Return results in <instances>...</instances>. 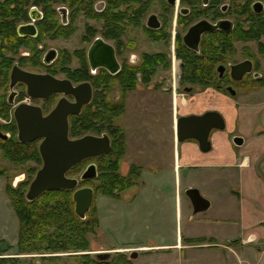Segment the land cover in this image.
Returning <instances> with one entry per match:
<instances>
[{
	"label": "flooded vegetation",
	"instance_id": "obj_1",
	"mask_svg": "<svg viewBox=\"0 0 264 264\" xmlns=\"http://www.w3.org/2000/svg\"><path fill=\"white\" fill-rule=\"evenodd\" d=\"M67 84L90 88L89 101L67 116L68 137L105 135L109 140L105 154L82 160L66 173L77 180L74 189L92 190L88 211L93 209L98 218L99 195L110 201V211L113 202L132 188L136 194L151 188L158 199V185L150 186L135 161L141 157L138 146L129 158V131H153L149 141L155 145L156 129L166 126L164 119L172 128L171 115L179 108L177 95L187 97L184 105L202 94L206 101H231L238 111L264 102V0H0V157L4 162L16 164L3 156L5 150L16 152L20 143L38 151L42 139L19 141L15 111L26 105L46 116L61 99L75 101L63 90ZM56 86L61 88L55 90ZM206 111L220 114L216 109L202 113ZM73 118L88 130L71 136ZM116 135L122 136L123 154L114 153L108 162L109 156H104ZM117 160L118 170L112 171ZM88 165L95 166V176L81 180ZM147 171L155 177L152 164ZM0 176H5V169L0 168ZM27 180L22 177L9 184L18 187ZM99 229L98 219L94 233ZM11 233L0 231V264H133L144 252L150 254L142 246L101 244L92 252L20 251L18 232L13 241ZM66 257L76 261L66 263Z\"/></svg>",
	"mask_w": 264,
	"mask_h": 264
},
{
	"label": "crops",
	"instance_id": "obj_2",
	"mask_svg": "<svg viewBox=\"0 0 264 264\" xmlns=\"http://www.w3.org/2000/svg\"><path fill=\"white\" fill-rule=\"evenodd\" d=\"M176 99L179 108L171 115L172 128L164 125L158 127L155 145L149 141V135L154 136V132L149 129L130 130L128 138L129 158L138 146L141 157L135 161L144 177L150 186L158 185L157 195L168 194L175 205L169 239L165 240L161 235V242L156 246L160 248L159 251H172L176 261L181 260L184 254L191 255L193 249L221 247L224 252L217 254L219 262L252 264L250 255L236 252L233 245L259 247L258 243L264 241V102H254L252 106L238 111L232 107L231 101H206L202 94L194 95L192 102L188 101L187 105H184L187 97L177 95ZM205 109L219 111L224 120V128L210 133V150L201 152L197 142L192 139L178 142L174 128L178 116L199 114ZM236 132L243 139L240 146H234L231 141ZM148 164L153 165L155 177H150ZM234 175L237 183L233 191L238 196L237 222L224 216L226 210L231 211L228 204H221L224 195L213 196L210 190L203 195L199 189V182L205 185L214 182L218 188L221 185L222 193L227 192L225 187ZM187 187L198 188L201 195L210 201L207 210L211 209L212 215L222 220L217 223L195 220L197 214L192 216L190 203L184 194ZM212 200L219 203L217 207H214ZM147 216L153 220V227H169L162 223L160 216H153L152 211ZM218 237L221 241L217 240ZM197 239L200 241H195ZM184 259L187 263L192 262L190 258Z\"/></svg>",
	"mask_w": 264,
	"mask_h": 264
},
{
	"label": "rangeland",
	"instance_id": "obj_3",
	"mask_svg": "<svg viewBox=\"0 0 264 264\" xmlns=\"http://www.w3.org/2000/svg\"><path fill=\"white\" fill-rule=\"evenodd\" d=\"M135 116L136 114H134L133 117ZM164 122L166 126H169L167 119H164ZM237 124L238 121L236 122L235 127ZM167 131L168 133L170 132L169 129ZM236 135L237 132L232 136ZM232 147L234 149L237 148L234 146ZM39 165L40 164L34 162L33 160H26L12 165L4 162V159L0 157V168L5 169V176H0V231L6 230L7 233L12 232L11 237L9 238L10 241H13L14 235L18 232V220L11 208L3 188H5L9 182H12V184L15 185L20 178L25 177L28 180L23 188L24 193L26 191L27 182L32 179ZM236 183L237 181L234 175L230 180L229 185L225 187L227 192L222 193L223 188L221 185L220 188H218L214 182H210L207 185L199 182V189L202 194H206V191L210 190L213 196L224 195L221 204L222 206L228 204L231 209V211L226 210L227 212L225 211L226 213L224 216L233 222H237L238 219V196L236 195V192L233 191V187H236ZM231 193L232 195H230ZM157 198L158 199H156V197L154 198V192L151 188L142 194H136V188H132L122 193L121 200L119 202H113L112 207L114 209L109 211L111 207L110 201L99 195L96 198L95 204L98 213L99 225L101 229L104 228V230L99 229L96 234H88L89 248L87 247V249H90L91 252L96 251L99 249L98 246H100V244L103 247L113 248L133 245L142 246L144 250L150 252V254L144 252V255L139 258L141 260L133 264H223V262H219V256L217 255L218 253L224 252V249L221 247L209 250L204 248L193 249L191 255L184 254L182 259L179 261L175 260L173 253H171L172 251H159L160 248H158L156 244L161 242V235L165 237L163 239L168 240V236L173 228L172 215L175 205L173 204V200L168 197V194L161 195L159 193ZM218 204L219 203L216 200L213 201L214 207H217ZM178 206L179 205H177V208ZM149 211H152L153 216H160V218L163 219L162 223L169 227L162 225L160 227H153V220L147 216ZM210 211L211 209L209 211L207 210L205 212L198 213L195 220L201 219L204 223L219 222L221 218L213 216ZM145 212L146 216L144 215ZM217 240L221 241V238L218 237ZM258 245V248L253 245H244L241 247L240 244H235L233 246H235L236 252L250 255V261L252 264H264V241H262L261 244L258 243ZM185 257L192 259V262L187 263L184 259ZM34 259H37V257ZM64 259L66 263H71L73 260L76 261V259H69L68 257ZM232 263L235 264L233 261Z\"/></svg>",
	"mask_w": 264,
	"mask_h": 264
},
{
	"label": "water",
	"instance_id": "obj_4",
	"mask_svg": "<svg viewBox=\"0 0 264 264\" xmlns=\"http://www.w3.org/2000/svg\"><path fill=\"white\" fill-rule=\"evenodd\" d=\"M57 88L61 87L56 86L54 89ZM63 90L67 94H72L75 101L61 99L46 116H41L38 108L26 105L20 106L15 111L19 141L25 143L42 138L38 145L41 166L28 184L25 192L27 201L34 200L48 190H73L77 180L67 177L66 173L82 160L101 156L109 150V140L105 135L101 137L85 135L76 139L68 137L67 116L78 113L80 106L89 101L90 88L87 84L77 85L74 88H70L67 84ZM223 128V117L215 111H206L199 115L179 116L175 123V135L178 142L192 139L197 142L201 152H207L210 150L208 138L211 130H223ZM232 142L235 146H240L243 139L236 136L232 138ZM94 176L95 166L88 165L80 179ZM184 194L190 203L192 216L209 208V199L201 195L198 188L187 187L184 189ZM91 197L90 188L73 190L72 201L77 217L84 218Z\"/></svg>",
	"mask_w": 264,
	"mask_h": 264
},
{
	"label": "trees",
	"instance_id": "obj_5",
	"mask_svg": "<svg viewBox=\"0 0 264 264\" xmlns=\"http://www.w3.org/2000/svg\"><path fill=\"white\" fill-rule=\"evenodd\" d=\"M86 130H88L87 126L79 127L76 118L71 120L69 125L71 136H79ZM114 138L110 152L104 156H109L108 162L112 161L114 153L117 152L119 156L123 154L122 136L116 135ZM24 145L18 143L16 152H10L7 149L5 154L3 152V156L16 164L27 159L40 164L41 160L37 148L28 144ZM118 160L114 161L112 171L118 170ZM24 187L25 183L19 184L18 187H12L10 184L5 186L18 220L20 251L58 250L73 252L87 249L88 234L95 232L98 223V218L93 209L89 210L87 215L81 219L74 213L71 190H48L34 200L27 201L23 195ZM195 241H200V239Z\"/></svg>",
	"mask_w": 264,
	"mask_h": 264
}]
</instances>
